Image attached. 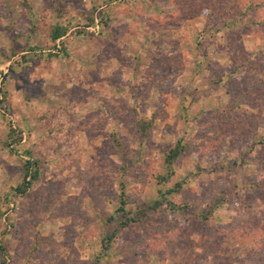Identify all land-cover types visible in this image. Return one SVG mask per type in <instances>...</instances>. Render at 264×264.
I'll return each mask as SVG.
<instances>
[{"label":"rangeland","instance_id":"rangeland-1","mask_svg":"<svg viewBox=\"0 0 264 264\" xmlns=\"http://www.w3.org/2000/svg\"><path fill=\"white\" fill-rule=\"evenodd\" d=\"M233 1L264 7L0 0V264H264V9L236 20ZM227 79L232 95L237 79L259 82L252 107L228 108ZM177 141L187 149L167 167ZM25 161L37 177L15 197ZM177 183L187 213L150 212L102 251L118 194L131 214ZM214 199L212 221H198Z\"/></svg>","mask_w":264,"mask_h":264},{"label":"trees","instance_id":"trees-1","mask_svg":"<svg viewBox=\"0 0 264 264\" xmlns=\"http://www.w3.org/2000/svg\"><path fill=\"white\" fill-rule=\"evenodd\" d=\"M232 3L234 6L231 5V11L232 13H234V17L236 20L246 17L249 21H251L252 18H254V16H256V14L261 9L262 10L264 9L262 4L255 5V4H252V2H249L247 5L246 4L240 5L236 1H233ZM58 10L61 11L60 8ZM229 13H230V10L225 12L226 15H228ZM100 19L103 20L100 22V27L102 28L103 26L106 25L107 19L101 16H100ZM93 23H94L93 18H87L84 28L93 26L94 25ZM65 32H66L65 28L57 27V26L54 27L51 31V36H50L51 41L54 42L55 40L60 39L61 37L64 36ZM78 33H83V30L78 29L77 34ZM48 56L49 58H51L55 56V54H49ZM21 58L23 57L21 56ZM215 81L219 82V79H216ZM228 81L230 82V79L229 80L227 79L225 83L226 92L229 94V96H231V98L229 99L228 108L230 110L235 109L242 103H246L247 106L252 107L254 100H250L249 98L255 93L253 90L257 89V87L260 85L259 82H253V83L246 82V83H242L243 85H241L238 79L235 80L236 82L234 83L238 84V86L241 87L240 91L236 94L237 95L236 96V95H232V92L229 89L230 87H229ZM259 90L261 91L262 88H260ZM0 96L1 98L2 97L4 98L1 88H0ZM1 98H0V105L3 100V98L2 100ZM135 122H136V125H135L136 134L140 138L148 137L149 130L152 125L151 118H140ZM14 134H15L14 129L9 128L7 137L13 139L12 141L14 142V144H16L20 142V137L14 136ZM116 145L118 146L117 143ZM186 149H187L186 146L182 145L180 141H177L172 146V148H170L167 151V153L164 155L163 161L165 165L167 167L172 166L175 161H177L178 159L181 158L182 155H184L183 152L186 151ZM36 165H37V162L35 161L34 162L25 161L23 162V164H21V174H20L21 180H20V183L16 187L13 188L15 197H22L28 194L29 192L28 190L30 189L32 183L36 180V177H37V170L35 169ZM169 175L170 174L161 176L159 178L160 181L164 183L168 179ZM256 183L257 182L252 183L251 181H248L247 183H245V185L249 187V189H251L257 186ZM180 187H181V184L177 183L175 184L174 188L168 189L164 191L163 193L159 192L158 200H155L150 204H140L137 210L131 214L125 211V205H127V201H128L127 197L124 194H122V192L118 194V196H116L117 207L114 209V214H115L114 222L116 225L112 228H107L105 230V234L102 238L101 245H100L102 251L103 252L107 251V249L109 248V244L112 243L113 240L115 239V234L117 230L124 232L130 225L141 222L146 217V215L150 212H157L159 209L163 207L162 209L168 208L169 210H172V211H182L183 213H187V211L189 210L188 205L184 201L175 199L173 196H171V195L178 196V194L181 193ZM218 201L219 200L214 199L213 205L210 208H208L206 211L198 213L196 215V219L203 223L211 222L212 221L211 211L214 208V206L219 203ZM261 232H264V231L261 230ZM33 236H36V233L34 234L33 232ZM31 249L35 250L36 244H34L33 247H31ZM90 264H99V258L95 257L94 261L91 262Z\"/></svg>","mask_w":264,"mask_h":264},{"label":"crops","instance_id":"crops-1","mask_svg":"<svg viewBox=\"0 0 264 264\" xmlns=\"http://www.w3.org/2000/svg\"><path fill=\"white\" fill-rule=\"evenodd\" d=\"M56 26H57V27H62L60 24H58V25H55L54 27H56ZM54 27H53V28H54ZM53 28H52V29H53ZM62 28H64V27H62ZM52 29H51V31H52ZM64 35H65V34H64ZM50 36H51V32H50ZM61 38H63V37H61ZM61 38H60V39H58V40H55L54 42L52 41V42H53V43H55L56 41H58V42H59V41H61ZM60 43H61V42H60ZM60 46H61V44H60ZM53 47H54V48L56 47V46H55V44H54V46H53ZM57 47H58V45H57ZM62 48H63V47H62Z\"/></svg>","mask_w":264,"mask_h":264}]
</instances>
